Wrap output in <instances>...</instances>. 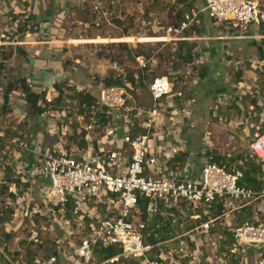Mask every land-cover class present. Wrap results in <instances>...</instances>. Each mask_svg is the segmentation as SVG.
I'll list each match as a JSON object with an SVG mask.
<instances>
[{
  "label": "built area",
  "instance_id": "1",
  "mask_svg": "<svg viewBox=\"0 0 264 264\" xmlns=\"http://www.w3.org/2000/svg\"><path fill=\"white\" fill-rule=\"evenodd\" d=\"M202 13L236 32L239 30L240 34L235 37L264 38L263 0H204L202 7L189 8L179 25L168 27L160 38L167 42L175 39ZM252 28L257 32H249ZM137 61L141 69L146 67L143 56H138ZM255 65L262 68L264 60L256 61ZM114 66L117 68V62ZM128 88L133 87L129 83L126 86L99 85L96 98L106 110L107 124L98 143L91 135L85 136L86 147L81 152L20 144V148L33 158L29 172L49 176L50 185L43 188L42 198L52 209L65 212L68 204L74 201L72 214L78 225H82L88 202L106 207L105 216L95 215L84 224L86 234L69 251L73 253L72 262L60 263V255L68 250L58 247L55 254L44 261L36 259L33 264H73L74 259L80 264H95L97 250L107 247H117L120 253L107 259L106 264L122 260L125 264H230V260H234V264H248V247L256 249L258 258L264 257V217L259 213L264 211V176L260 189L240 184L242 170H230L226 164L212 161L213 155L206 151L198 172L193 171L194 165L190 164L185 170L172 173L168 161L181 147L156 132L167 113L163 100L172 93V82L165 75L153 78L149 85L151 104L148 108L135 104L133 90ZM22 95L25 97L24 92ZM56 95L53 89L46 100L52 102ZM192 106L190 103L179 111L177 120L193 125ZM131 113L140 119V129L135 133L124 130L123 118ZM169 114L173 122L175 117L172 112ZM249 148L264 172V133L256 134ZM26 165L22 161L15 163L21 173ZM21 180L25 182L26 178ZM142 200L147 201L145 210L150 217H172L170 240L159 244L148 241L150 233L147 221L142 219ZM255 202L261 204L252 219L233 222V218H229L237 203L250 205ZM218 205L222 207L221 217L214 214ZM226 215L230 222L225 220ZM217 228L227 230L228 237H215L213 229ZM222 240L226 245L223 251ZM207 248L211 249L210 255L205 252ZM4 264L19 263L10 260ZM258 264H264V258Z\"/></svg>",
  "mask_w": 264,
  "mask_h": 264
},
{
  "label": "rangeland",
  "instance_id": "2",
  "mask_svg": "<svg viewBox=\"0 0 264 264\" xmlns=\"http://www.w3.org/2000/svg\"><path fill=\"white\" fill-rule=\"evenodd\" d=\"M192 2L204 5V0H134V2L132 0L128 4H123V8L118 6L111 16L102 15L101 18L99 16L96 19L93 16L87 25L79 22L78 19L82 18L83 14L80 15L78 11L64 17H55L52 21L50 37L55 40V45H58L56 56L63 61L65 70L69 71L71 76L57 83L64 90L62 99L58 100L56 95L52 102H48L46 97L49 93L46 92L41 101V106L45 110L41 114L30 105L25 106L20 114L12 111L10 102L5 105L7 92L9 95L13 92L18 97L23 96L19 92L21 91L19 87L22 80L26 78L19 76V73L23 74L24 70L21 69L23 66L20 61L18 63L15 61L14 49L7 46L0 47V81L4 87L2 91L4 105L0 108V200L2 202L0 261L2 264L10 260L18 261L19 264H33L36 259L44 261L55 254L58 247L73 249L86 234L84 224L88 219L95 215L105 216L104 204L96 206L88 202L89 207H84L83 224L78 225L75 215L72 214L73 208L68 209V207L63 212L58 208L52 209V205L43 201V188L50 185L48 175L31 176L28 170L29 163L21 174L13 168L18 162L16 159H19L16 154L20 150L17 143L24 142L29 145V140L36 136L37 131L44 134L48 146L76 154L83 150L80 144L83 142V137L85 138L88 134L87 132L94 139L99 138L104 133L107 122L103 124L102 121H93V126L86 130L85 127L90 122L85 115L80 114L83 101L80 93L96 95L100 84H105L107 80L114 79L119 74L133 75L136 81H141L142 85L135 88L134 96L135 104L141 107L150 105L148 85L154 77L159 75L169 78L173 84V92L178 90L190 93L199 89V94H204L205 90L214 94L213 97L209 94L210 96L203 102L204 105H209L208 107L214 105V110L208 111L207 106L203 109L207 112L203 122L207 121V116V125L210 126L207 128L198 126L197 135L203 133L202 135L206 136L202 144L197 146L199 155L202 156L206 151L220 160L227 158L229 161H223L222 164H226L232 170L237 167L239 159H244L250 153L249 147L256 129L251 131L237 124L239 114L236 109H231L230 105L225 104L223 95L229 91L236 93L233 84L241 78L239 71L242 70L239 67L243 66L251 70L249 59L253 51L250 48L256 46L261 39L236 37L222 41L225 46H230V51L237 52L236 55L245 54L242 47H246L248 58L244 60L239 56L236 58L243 61L240 65L235 61L227 67L222 64L214 65L210 61L205 62L206 60L199 59L200 53L196 52L194 53L196 62L186 64L187 62L178 57L179 46L176 41L167 42L162 38L152 37H161L168 27H177L181 20L180 15ZM117 20L122 22L121 25L117 24ZM202 21L203 24L207 23L208 28L197 27L195 23L197 34L205 29L204 34L210 37L216 34L226 36L240 34L239 30L236 32L230 29L227 24L211 19L206 13L199 19V23ZM249 32H257V29L252 28ZM216 41L213 39L210 42ZM186 50L183 49L184 52ZM139 51L144 53L139 56H143L147 63L142 69L137 61ZM19 55L23 56L25 53L20 52L17 56ZM115 62H117V68L114 66ZM211 68L222 73L223 77L220 76L213 81H210L208 77L203 78V71L205 69L210 71ZM226 73L227 76H225ZM55 88L59 94V88L57 86ZM50 93H53V90H50ZM211 97L216 100L210 99ZM217 103L219 106H215ZM130 105H133L132 102ZM222 110H225L224 114ZM84 129L87 134L84 133ZM30 157L28 156L29 159ZM191 161L194 165L192 170L198 172L201 165L200 159L199 162ZM8 170L10 173H6L7 176H5L3 172ZM262 173L261 178L264 176L263 171ZM20 177H25V182ZM14 178L19 179L16 185L12 183ZM259 204L261 203L255 202L249 206L237 203L235 215L231 214V217L226 215L224 218H236V222L252 219V212L251 215L249 213L251 207L254 210ZM259 213L260 217H264V211ZM222 215L223 213H217L216 217ZM175 216L178 219L177 213ZM225 246L221 247V251L225 250ZM2 255H4L3 258ZM215 262H218V259H215ZM234 263V260H230V264Z\"/></svg>",
  "mask_w": 264,
  "mask_h": 264
},
{
  "label": "crops",
  "instance_id": "3",
  "mask_svg": "<svg viewBox=\"0 0 264 264\" xmlns=\"http://www.w3.org/2000/svg\"><path fill=\"white\" fill-rule=\"evenodd\" d=\"M121 1L122 3H120ZM129 1L132 2V0H0V47L7 46L14 49L13 56L15 57V61L17 63L20 61V63L23 66L21 69L24 70V73L22 74L20 72L19 76L25 77L26 80L29 81L33 91L38 93H41L42 91H46L50 93V90L53 89L56 90L55 85L57 83L63 82L64 80L70 78L71 76L70 72L65 70L63 61H61V59H59V57L56 56L57 54L56 49L58 48V45H55L54 43L55 40H53L50 37L51 35L50 30L52 27L53 19H55V17H64L68 14L69 15L72 14V12L74 11H78L80 15L83 14V17L82 18L80 17L78 19L79 22L83 23L84 25H87L89 21H91V18L93 16H95V19L97 17L99 18V16L101 18L102 15L104 14L111 16L112 13L116 9H118V6L123 8L122 5L128 4ZM96 5L99 6V9H96ZM187 6L188 9L185 10L184 13L193 6L202 7L200 3L197 4L195 2H192ZM201 17H204V13L200 14L197 20L188 29H186L181 34H178L179 35L178 37L170 41H176V44H178L179 41H186L188 44L194 45L195 47L193 52L200 53L199 59L202 60L204 59L206 60L205 62L210 61L214 65L222 64L224 65V67H227L232 65L234 61L236 64L240 65L243 61L239 60V58L243 60L244 58H248V56L246 55L247 52L245 46L242 47L245 50V54L238 51V53H242L243 55L242 54L236 55L237 52L230 51V46L227 45L225 46L222 43L223 40L236 38L235 37L236 35L226 36V35L216 34L213 36L211 35L212 37H210L208 34L207 35L204 34V32L206 33V29L205 31L201 30L200 34H197L196 25H194L195 23H197V27L208 28V26H206L207 23L203 24V21L202 23H199V19ZM152 38H160V37H152ZM213 39H216L217 41L210 42ZM87 40L90 41L91 39H87ZM200 40H205L206 42L203 43ZM213 48L215 49L213 50ZM250 50L253 51L252 57L249 59L251 62L250 64L251 70L247 69L246 67L244 68L243 66L239 67L242 70L239 71V74H241V78L237 80L236 83L234 84L232 83L234 88H236V95H238L237 99L234 98L235 95L234 92H230V91L223 96H225L224 99L225 104L228 106L230 105L231 109L234 108L233 106L234 104L237 105V109L234 108L239 114V117L237 118L239 119L237 121V124L240 127L243 126L244 128H248L251 131L252 130L254 131L256 129L255 132V136H256V134L264 133V131L260 130V124L258 123V121L259 122L264 121V71H261L260 69L256 70L255 62L263 61L264 58L259 59L256 46L252 47V49L250 48ZM20 52L25 53V55L17 56L18 54H20ZM237 56H239L238 60L236 59ZM196 60L197 58H193L191 64H194V61L196 62ZM227 69H229V67ZM209 70L211 72L208 70L207 72L210 73V75L214 74L213 75L214 77H219V78L220 76L223 77V75H221L222 73L220 74V72L214 71L213 68ZM225 76H227V73L225 74ZM1 84L2 83L0 81V86ZM149 85H148V89H149ZM199 91L200 90L197 89L196 91L193 92L191 91L189 93L187 91H178V90L173 92L172 90V93L169 96L165 97L163 100L164 108L166 109L167 113L166 112L164 113L165 117H163L161 123L157 125L156 132L159 136H162L166 139L169 138L172 141L174 140L181 147V150L175 153L173 156H171V158L168 161V165L172 173L183 171L186 169V166L190 165L193 162L191 160H195V161L198 160L199 162V159L201 160L202 158V156L199 155L200 151L197 150L198 149L197 146L199 144H202V141L206 136L202 135L203 133H199V135H197L198 132L197 129L203 126H206V128L210 126L207 125L208 123L207 116H206L207 121L205 123L203 122L204 116L207 113L203 109L205 106H207V110L211 112V109L214 110V105L212 103L213 106L208 107L209 105H204L203 102L205 99L208 98V96L211 95L213 97L214 94H210L206 90L204 91V94H199ZM19 92L21 94L23 93L22 91ZM0 93H1L0 94V108H1V106L4 105V98L1 92V87H0ZM133 94L135 95V92ZM149 97H150V91H149ZM212 97L210 99L216 100V98L213 99ZM8 102H10L9 105L12 104L11 108L13 112L20 114V112L22 113V111L25 109V105H24L25 101L23 96L18 97L12 92L9 95ZM190 103H192L193 105L192 106L193 125L187 124V122H185L186 120L180 122L177 120L178 118H180V116L178 118L176 117V115H178V112L184 109ZM150 104H151V97H150ZM261 104H263L262 108L260 109L256 108L257 105H261ZM149 106H143V107L139 106V107L148 108ZM215 106H219V103H217V105ZM245 111H251L253 114L252 117L245 118L246 117L244 116ZM169 112H172V114L175 117L173 122L170 119L171 115L169 114ZM222 112L224 114L225 110H222ZM257 118L258 121L256 120ZM93 121L95 122L97 120L95 119L92 120V122L85 127L86 130H89L93 126L92 125ZM123 123H124V130H129L132 133H135L140 129L139 128L140 119L136 118L134 114L132 115V113L127 114L123 118ZM87 133L91 135L89 132ZM102 135L99 138H95L96 139L95 143H98V139L102 138ZM174 135L176 136L174 137ZM22 143L23 142L17 143L19 144L20 150L16 152L17 158H19L16 159V161L24 160L25 164L29 163L31 165L33 163L32 162L33 158L32 156L30 157L31 154L29 152L24 151L20 148V144ZM29 143L30 144L28 146L30 147H35L36 145L46 146L47 140L46 137H44V134H42L40 131H37L36 136H34L31 140H29ZM28 156L30 157V159L28 158ZM13 170L19 172L17 171L18 169L16 167L13 168ZM3 173L5 174V176H7V174L10 172L8 170L7 172L4 171ZM18 174H21V172H19ZM31 176L34 177V175L32 174ZM12 183L16 184V182L13 181ZM253 204L254 203L250 204L249 206ZM256 209L252 210L251 207V210L249 212L250 215L252 212L253 217L255 215ZM235 210L236 209H233L230 212V216L235 215L234 214ZM235 219H233L232 221L233 222L236 221ZM225 220L228 221L229 219L225 218ZM214 231H216L214 234L215 237L222 235L223 238H226L229 235L228 231L224 230V228L213 229V232ZM222 241L224 242L223 245H225V241L224 240ZM223 245H221V247ZM64 249L68 251H66V253L63 255H60L61 257L60 263L72 262L71 260L73 253L71 252V254H69V251L73 249L70 248L69 249L64 248ZM208 251H211V249L207 248V250L205 251L207 252L206 253L207 255H210L208 254ZM247 252H248V264H258L260 259H263V257L258 258V252L254 247H248ZM95 256H96L95 264H106L107 259L101 261L97 253H95ZM121 262L115 264H123V263L125 264L124 260H122ZM73 264H80V263L77 262V259H74Z\"/></svg>",
  "mask_w": 264,
  "mask_h": 264
},
{
  "label": "trees",
  "instance_id": "4",
  "mask_svg": "<svg viewBox=\"0 0 264 264\" xmlns=\"http://www.w3.org/2000/svg\"><path fill=\"white\" fill-rule=\"evenodd\" d=\"M183 17H184L183 14L180 15V19H181L180 22L183 20ZM116 22H118L117 23L118 25H121V23H122L120 20H117ZM178 44H179V47L177 49L178 57L182 61L187 62L186 64L191 63L193 61V58H194L193 50H194L195 46L188 44L186 41H179ZM256 47H257L259 59L260 58L263 59L264 58V38L256 43ZM184 48H185V50H186V48H188V50H186V52H184L183 51ZM143 54L144 53L142 51H139L137 53L138 56L143 55ZM255 68L260 69L261 71H264L263 65H262V68H260L258 65H255ZM203 72H204V73H202L203 78L208 77V79H210V81L218 78V77H214L212 75H209L208 72L206 71V69ZM159 76H161V75H159ZM126 83L131 84V86L133 88H131V89L128 88V89L130 91L133 90V92H135V90H134L135 88H137L139 85H142L141 81H136L134 79L133 75H126V74H123V75L119 74L114 79L107 80L105 85L126 86ZM55 86H57L59 88V94L57 96V99L60 100L64 96V90L61 89L60 85L56 84ZM0 87H1V92H2L4 90V87H3V85H1ZM19 88L26 95V97H23L24 101H25L24 105L26 107L29 105L32 106L33 109L37 113L41 114L45 110L41 106V101L43 100L44 95L46 94V91H42L41 93L33 91L32 86L30 85L29 81H27L26 79L22 80V83L20 84ZM218 92H216V93H218ZM80 94L83 97L82 105L80 106V114L85 115L90 123L92 122V120L95 119V120H97V122L102 121V123L105 124L107 122L106 110H105V108L100 107L98 100L96 98V95L91 94V93H80ZM234 94H235L234 98L237 99L238 95H236V93H234ZM8 99H9V94L7 92L5 95V105L8 104ZM262 105L263 104L257 105L256 108L260 109V108H262ZM233 106H234V108L237 109L236 104H234ZM238 110H239V108H238ZM252 115L253 114L251 111H245V113H244V116H246L245 118H250V117H252ZM256 120L258 121V118ZM258 123L260 124V130L264 131V121L263 122L258 121ZM84 133H86L85 129H84ZM80 146L82 149H84L86 147V142L84 140V137H83V142L80 144ZM207 153L210 154L209 152H207ZM255 159L256 158L252 157L251 153H249L246 155V157L244 159H239L237 161L238 163L236 165L237 166L236 168L242 170L244 173L243 177L239 181L240 184L260 189L262 187V183H263L262 178H261V175L263 173H262V169H261L260 165L258 163H256ZM226 160L229 161V159H227V158H225L223 160H220L219 158H215V156H213V158H212V161L219 163V164H222L223 161L227 162ZM230 160H233V159H230ZM12 181L17 183V182H19V179L14 178V179H12ZM146 204H147V201H145V200H142L140 202V207L142 210V219H144L148 223V229L147 230L150 233V235L148 236V241L153 243V244H159V243H164L167 240H170L172 238V235H171L172 232L171 231L173 230L172 217H167L166 219H164L160 215H153L152 217H150L146 213V210H145ZM218 206H220V205H218ZM72 207H74V201L69 203L67 206L68 209H72ZM221 210H222L221 206L217 208L216 213H214L215 217H216L217 213L221 214V212H222ZM203 219H204V217H203ZM118 253H120V249H118L117 247H107V248L99 249L97 251V255L99 256V259L101 261H103L105 259H109L111 256L116 255ZM1 257L3 258L4 255H2Z\"/></svg>",
  "mask_w": 264,
  "mask_h": 264
}]
</instances>
